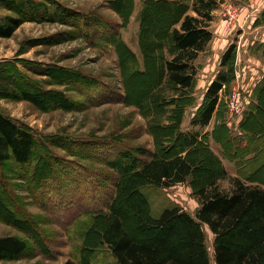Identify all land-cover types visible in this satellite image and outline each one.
I'll return each instance as SVG.
<instances>
[{"label": "rangeland", "instance_id": "1", "mask_svg": "<svg viewBox=\"0 0 264 264\" xmlns=\"http://www.w3.org/2000/svg\"><path fill=\"white\" fill-rule=\"evenodd\" d=\"M152 1L20 0L15 8L0 5V20L37 10L11 37H0V80L18 83L15 94L0 92V110L32 128L39 142L28 166L0 162V236L17 235L30 244L22 258L0 264H63L68 258L83 264H118L98 233L90 230L89 215L70 222L78 213L77 205L69 206L74 189L70 197L56 201L57 191L63 193L66 187L51 188L49 180L67 169L82 182L92 169L102 174L113 170L99 155L108 140L157 153L178 152L184 143L176 135L199 129L193 124L195 115L206 102L209 85L223 72L228 82L220 93L221 111L202 131L229 172H238L214 132L231 151L241 150V119L250 103L258 104L264 87V0H224L218 5L210 24L213 39L196 59L197 74L187 90L166 77L162 61L176 50L165 37L166 45L159 48L152 47L154 35H149V45L141 40L140 14ZM189 13L195 14L192 9ZM234 13L237 19L231 17ZM63 16L74 18V24ZM232 45V58L223 65ZM236 95L239 112L228 103ZM251 176L264 182V167ZM75 179H68L70 187ZM220 185L229 188L230 181L223 179ZM143 191L155 216L172 204L192 214L200 206L190 180L170 187L149 184ZM207 239L215 264L209 230Z\"/></svg>", "mask_w": 264, "mask_h": 264}, {"label": "trees", "instance_id": "2", "mask_svg": "<svg viewBox=\"0 0 264 264\" xmlns=\"http://www.w3.org/2000/svg\"><path fill=\"white\" fill-rule=\"evenodd\" d=\"M19 1L0 0V5L15 8ZM223 2L192 0L190 4L153 0L141 11V40L149 45L147 39L154 35L152 47L168 43L176 50L172 57L162 61L170 83L184 90L193 86L197 74L195 61L213 39L210 29L213 11ZM189 9L195 14L189 13ZM36 11L1 18L0 37H11L29 15H37ZM63 17L74 24V18ZM235 47L232 45L226 50L223 65H228ZM227 82L228 75L223 72L209 85L206 102L193 121L199 129L176 135L184 143L178 152L165 149L157 153L108 140L105 142L108 148L99 151V155L113 170L102 174L92 169L89 179L82 182V178H73V171L67 169L61 176L53 174L52 181L49 180L51 188L55 185L61 188L62 184L66 187L63 193L57 191L56 201L61 196L67 199L68 192L74 189L69 206L77 205L78 213L70 222L81 214L89 215L90 230L98 233L118 264H211L208 230L213 234L215 264H264V182L251 179V175L264 167V87L258 93V104L252 102L241 119V127L245 128L241 150L231 151L214 132L217 141L225 147L223 154L238 165V172L233 175L208 142L207 133L202 131L221 111L220 93ZM15 86H18L17 80L6 77L0 80L3 94H15ZM27 99L35 101L30 96ZM250 124L252 127H248ZM220 125L223 124L220 122ZM38 143L32 128L0 110V162L14 160L28 166ZM59 168H63L62 163ZM68 179H75L72 187ZM223 179L230 181L229 188L221 187ZM187 180L200 201L196 213L172 204L159 216L153 215L143 187L149 184L170 187ZM29 248V242L20 236L2 235L0 261L18 260ZM63 264L83 263L68 258Z\"/></svg>", "mask_w": 264, "mask_h": 264}, {"label": "built area", "instance_id": "3", "mask_svg": "<svg viewBox=\"0 0 264 264\" xmlns=\"http://www.w3.org/2000/svg\"><path fill=\"white\" fill-rule=\"evenodd\" d=\"M231 17L234 19L236 18V13H234L233 15L231 14ZM232 19V20H234ZM246 25V23L241 25V28H244ZM229 103V106L232 108V110H235L237 112L241 111V104H240V99L236 96H234Z\"/></svg>", "mask_w": 264, "mask_h": 264}, {"label": "crops", "instance_id": "4", "mask_svg": "<svg viewBox=\"0 0 264 264\" xmlns=\"http://www.w3.org/2000/svg\"><path fill=\"white\" fill-rule=\"evenodd\" d=\"M263 5V3L260 5V6H257V9L259 10L260 8H261V6ZM251 14H252V10L251 11H249V13H248V15L249 16H251ZM252 100H254L253 102H256V98H254V99H252ZM251 104V103H250ZM221 156V155H220ZM222 157V156H221ZM223 158V157H222ZM233 175H236V173H234Z\"/></svg>", "mask_w": 264, "mask_h": 264}]
</instances>
